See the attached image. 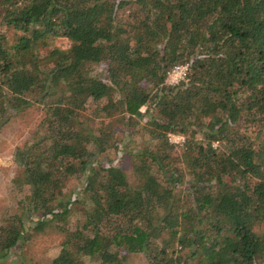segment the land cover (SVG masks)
<instances>
[{
  "label": "trees",
  "instance_id": "trees-1",
  "mask_svg": "<svg viewBox=\"0 0 264 264\" xmlns=\"http://www.w3.org/2000/svg\"><path fill=\"white\" fill-rule=\"evenodd\" d=\"M33 106L0 264L53 226L51 264H264V0H0V128Z\"/></svg>",
  "mask_w": 264,
  "mask_h": 264
},
{
  "label": "rangeland",
  "instance_id": "rangeland-1",
  "mask_svg": "<svg viewBox=\"0 0 264 264\" xmlns=\"http://www.w3.org/2000/svg\"><path fill=\"white\" fill-rule=\"evenodd\" d=\"M55 45L62 49H67L71 44L68 40H58ZM104 68L98 67L96 72H102ZM45 112L33 106L29 110L18 116L12 117L5 125L0 128V225L11 213L18 209V203L27 192H21L15 184V180L22 174V169L15 161V153L18 148L29 145L33 142L34 134L37 131L38 125L44 117ZM94 124V121L91 120ZM117 124L114 121V125ZM113 125V126H114ZM121 124L115 125L119 132V137L124 138V131L121 129ZM172 139V143L181 145L185 139L179 135ZM183 139H181V138ZM149 139L148 133L133 134L131 137H125V141L121 143L118 149H113L106 155L104 164L121 166L127 173V176L133 180V169L129 160L127 150V142H130V147H141L145 141ZM181 139V140H180ZM80 184V180L72 179L68 182L67 195L75 197L73 190H76ZM3 224L2 226H4ZM64 241V235L61 234L55 226L50 227L45 232L37 235L29 242H23L13 249L5 264H51L61 252V245ZM127 264H145L144 258L141 255L129 257Z\"/></svg>",
  "mask_w": 264,
  "mask_h": 264
},
{
  "label": "built area",
  "instance_id": "built-area-1",
  "mask_svg": "<svg viewBox=\"0 0 264 264\" xmlns=\"http://www.w3.org/2000/svg\"><path fill=\"white\" fill-rule=\"evenodd\" d=\"M189 72H190L189 63L181 64V65H177L173 67L167 74L166 84L172 87L180 85L182 82H184L187 79ZM175 138H176L175 136L170 135L171 142H172V139H175Z\"/></svg>",
  "mask_w": 264,
  "mask_h": 264
}]
</instances>
